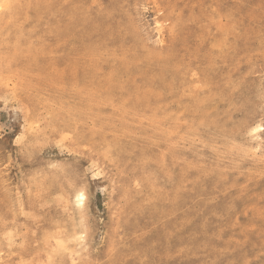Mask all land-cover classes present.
<instances>
[{
	"label": "rangeland",
	"instance_id": "1",
	"mask_svg": "<svg viewBox=\"0 0 264 264\" xmlns=\"http://www.w3.org/2000/svg\"><path fill=\"white\" fill-rule=\"evenodd\" d=\"M0 264H264V0H0Z\"/></svg>",
	"mask_w": 264,
	"mask_h": 264
},
{
	"label": "bare ground",
	"instance_id": "2",
	"mask_svg": "<svg viewBox=\"0 0 264 264\" xmlns=\"http://www.w3.org/2000/svg\"><path fill=\"white\" fill-rule=\"evenodd\" d=\"M228 200H229V199H228ZM231 200H232V199H231ZM227 202H229V201H227ZM230 202H231V201H230ZM178 227H179V225L174 224V225H173V231H174V232L179 231ZM215 262H216V261H215Z\"/></svg>",
	"mask_w": 264,
	"mask_h": 264
}]
</instances>
